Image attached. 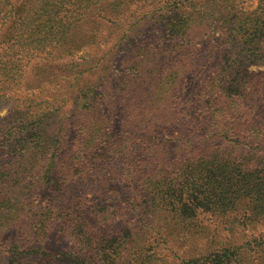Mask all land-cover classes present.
Returning a JSON list of instances; mask_svg holds the SVG:
<instances>
[{"label": "trees", "instance_id": "obj_1", "mask_svg": "<svg viewBox=\"0 0 264 264\" xmlns=\"http://www.w3.org/2000/svg\"><path fill=\"white\" fill-rule=\"evenodd\" d=\"M108 44L122 68L80 74L74 128L50 111L0 143V264H264V234L188 236L203 215L264 225V0H0V100Z\"/></svg>", "mask_w": 264, "mask_h": 264}, {"label": "rangeland", "instance_id": "obj_2", "mask_svg": "<svg viewBox=\"0 0 264 264\" xmlns=\"http://www.w3.org/2000/svg\"><path fill=\"white\" fill-rule=\"evenodd\" d=\"M240 9L247 13H253L259 7L260 0H239ZM220 30L216 32V37ZM155 35V34H153ZM208 39V38H206ZM206 39H203L206 41ZM112 48V44L87 46L82 51L75 54L72 58L66 60L46 63L45 65H38L34 69L36 73V79L38 80L35 87L29 85L26 88H22L16 93L10 92V96L0 100V131H4V134L0 135V143L3 142V138L6 134L15 133L18 135V131L24 126L31 125L37 118L47 112L66 113V119L71 120L72 124L76 121L74 118V101L77 96L75 90V81L82 75V79H85L84 84H99L105 85L107 76L115 79L114 76L121 70V57L118 52L121 49L114 48L112 53L108 51ZM123 48V47H122ZM69 65H64V64ZM85 72V73H84ZM251 72L257 77L264 76V64H257L251 68ZM143 83L146 82L142 80ZM198 84L193 81L187 80L183 88L182 97L185 100L191 98L196 94ZM73 92V94H71ZM66 97V99H65ZM259 105L262 106V119L264 121V97H261ZM239 110L241 111L240 107ZM59 119H53L50 122V131L56 130ZM74 128V124H73ZM258 134V133H257ZM74 138V133L71 139ZM3 161V160H2ZM245 215V210L242 213H238V217L242 218ZM233 220V217H216L210 215L200 216L197 222H195L196 229L193 230L195 240L198 244H206L213 238H222L225 236H258L264 234V225H259L255 230L250 228L243 230L239 227L228 228V223ZM174 234L175 248L178 250H185L189 248V245L183 246L185 240L183 239L187 234ZM199 233V234H197ZM234 234V235H233ZM19 238L23 240L20 232L13 230L7 234V237ZM240 240V239H239ZM68 246L67 242H63Z\"/></svg>", "mask_w": 264, "mask_h": 264}]
</instances>
